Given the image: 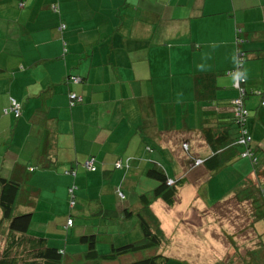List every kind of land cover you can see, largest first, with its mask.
Returning <instances> with one entry per match:
<instances>
[{"label": "crops", "instance_id": "1", "mask_svg": "<svg viewBox=\"0 0 264 264\" xmlns=\"http://www.w3.org/2000/svg\"><path fill=\"white\" fill-rule=\"evenodd\" d=\"M60 25L67 28L62 32ZM237 45L248 59L241 65L247 73L248 126L264 159V0H0V179L19 181L30 192L35 200L31 232L63 250L64 264H125L147 254L130 253L113 263L88 258L83 237L95 236L100 255L142 239L137 221L131 235L134 221L124 219L123 212L142 210L141 195L158 185L148 176L154 165L174 180L185 178L177 200L196 199L200 211L217 208L241 188L206 185L215 171L192 166L193 159L213 155L206 128L236 138L225 121H231L229 103L239 83L229 74L236 68ZM72 73L82 82L67 83ZM71 92L82 103L71 105ZM11 99L22 107L18 117L6 113ZM220 126L230 129L225 133ZM165 155L172 170L162 163ZM91 158L96 171L88 172L82 164ZM240 160L246 162L237 168L251 174L249 161ZM69 170L75 176L67 175ZM75 186V200L84 203L76 211L69 205ZM223 191L221 198L217 193ZM214 197L223 200L212 202ZM97 198L104 202L93 212ZM157 203L151 209L165 233L159 216L166 205ZM86 207L98 219L93 227L74 220ZM55 215L60 217L51 233L48 219ZM41 216L44 229L34 226ZM69 218L74 224L66 229ZM256 229L264 244V222ZM253 239L254 246L255 234ZM167 245L166 238L148 253L186 261Z\"/></svg>", "mask_w": 264, "mask_h": 264}, {"label": "trees", "instance_id": "2", "mask_svg": "<svg viewBox=\"0 0 264 264\" xmlns=\"http://www.w3.org/2000/svg\"><path fill=\"white\" fill-rule=\"evenodd\" d=\"M52 11L57 12L58 7H53ZM59 28L60 31L63 32L67 27L66 25H60ZM240 34L241 30L239 29L237 31L238 45L242 42L241 38H239ZM237 51V60L239 61V70L241 71V65L248 60L247 53L244 52L240 46H238ZM235 70H237V68L231 70L229 74ZM68 82L79 84L82 82V79L72 73L67 78V83ZM245 82L246 79L240 81L239 88L235 87L237 95L229 103L231 118L228 119L231 121H225L228 124L230 123V128L233 127L236 130V138L227 139L225 134L219 133L216 135L214 133V128H206L204 131L205 140L212 148L213 155L204 161L193 159L192 166H198L196 163L201 161L199 165L207 166L208 172H216L221 167L229 165L232 161L237 163L240 158L249 161L251 164V170L249 172L254 174L255 178H251V174H249L244 177L242 183L238 182L241 188L231 193V199L237 201L239 206L247 208L246 216L249 225L246 226V230L243 231V233L246 232V235H251L253 237L255 234L258 242L254 244V246L252 244L249 249L245 248L247 250V253L244 252L245 254H242L237 244L233 243L228 253L230 256L234 255L241 264H264V244L260 242V238L263 239V236L258 233L256 229L258 223L264 222V159L258 157L256 153L254 137L248 126L251 116L250 110H248L245 102L248 96L247 90L245 89ZM69 99L73 106L82 103V99L72 92L69 94ZM237 99L241 100L240 108L235 104V100ZM13 102L20 105L16 100L11 99L9 109H6V113H14L11 111ZM261 107H264V99ZM240 110H246V114L242 113L238 116L237 114ZM219 128L220 130H224L225 133L230 129L222 126ZM184 147L188 150L187 144H184ZM91 160L94 159H88L86 163L82 164L88 172L92 171L89 166H87V163ZM193 167H191V169ZM30 171L34 173L36 170L31 169ZM66 174L75 176L74 170H69ZM148 176L157 181L158 185L150 192L141 195L144 204L142 210L139 213H135L132 209L126 208L125 212H123L125 214H123L124 219L130 218L131 220H136L138 225H140L143 234L142 239L121 246H113L110 248L108 254L100 255L95 248V236L86 235L83 237V240L88 244V258H100L105 262L113 263L116 259L126 257V255L130 253L137 254L146 252L147 254L142 256V258L126 262L125 264H186V261H178V259L176 260L163 253H157L156 251L148 253V251H152L153 248L159 247L166 239L161 222L154 214L151 206L159 201H162L169 208L175 206L178 192L180 188L186 184L187 180L185 178L182 180H174L169 177L167 171L164 170L162 166L157 165L149 169ZM224 181L227 182L228 178ZM209 183L213 186L216 185L213 183V177L209 180ZM0 188V239L3 240L4 244L2 252L0 253V264H64L65 252L63 250L50 246L47 237L35 235L31 232L35 200L30 197V192L27 193L23 191V183L1 177ZM76 190H78V187H76ZM149 193H151L150 196H148ZM225 194L226 193H224L221 198ZM118 197L121 200H125L123 193H118ZM19 203L23 205L25 210H20ZM70 209H72L71 205ZM111 212L113 214L117 213L112 210L110 213ZM110 218L113 217L110 216ZM69 221L72 222L73 226L74 222L72 218H69L68 224ZM71 227L68 226L67 229Z\"/></svg>", "mask_w": 264, "mask_h": 264}, {"label": "rangeland", "instance_id": "3", "mask_svg": "<svg viewBox=\"0 0 264 264\" xmlns=\"http://www.w3.org/2000/svg\"><path fill=\"white\" fill-rule=\"evenodd\" d=\"M183 148L185 149L184 146ZM241 162L246 161L239 160L233 165L229 164L221 167L211 176V178L213 177V183L221 186L223 189L233 186V184L236 185L239 181L242 183L244 181V176H248L249 173L248 171L243 173L237 168V165ZM162 163L165 168L170 170L174 168L172 160L166 155L163 157ZM226 178H228L227 182L224 181ZM206 185L211 184L208 181ZM153 189L151 187L149 188V190ZM225 192L226 191H223L222 194ZM105 194L106 193H104V195ZM217 194L221 197V193ZM150 195L151 193H149L148 196ZM209 195L212 194L209 193ZM220 197H214L212 202L221 203V200L223 199L219 200ZM104 201L106 203L111 202L110 196L105 197ZM104 201L103 199L100 200L97 198L96 201L93 202L91 210H93V212L97 211V203ZM194 201L196 204L197 200L194 199ZM194 201L192 202L189 200L186 203H182L181 196H179V201L177 200L176 202L177 207L175 209H170L166 206V210H163L159 216L165 229V236L168 239L167 247L170 248V252L172 254L174 253V256H182L181 258L188 262L192 259V262H194L192 264H202L201 262L204 261L208 264H241L237 261L234 255L230 256L228 252L229 248L235 243L237 244L239 251L244 254L246 250L245 248H251L252 243L254 242L252 236L246 235V232L243 233V231L246 230V226L249 225L246 216L247 208L239 206L237 201L230 198L228 201L219 204L217 208L205 212V210H203L204 208L200 211L199 208H196L197 205L194 207ZM81 202L82 201L79 199H76L75 205L72 206V209L76 211L77 207H80V205L82 206L83 202ZM158 207L160 206L158 205ZM42 210L43 209H38V212H41ZM75 216H77L76 219H74L75 222L83 221V223H87L91 227H93V221L94 223H98V219L89 213L88 207L85 208V214ZM59 217L55 215L48 219L50 221L49 226H47L49 232L52 233L54 231V224L56 222L54 220ZM44 219L46 218L41 216L38 221L35 220L34 226L44 229V225L41 224ZM108 221H105V223H110L113 220ZM133 221L131 235L134 234V230L136 229V220ZM80 226L83 225H77L79 230H81L79 232H82L85 228H81ZM67 227L68 225H66V229ZM112 230L117 231V229ZM85 234H89V231H85ZM131 235L129 234L128 236L130 237ZM3 245V240L0 239V253L2 252Z\"/></svg>", "mask_w": 264, "mask_h": 264}, {"label": "built area", "instance_id": "4", "mask_svg": "<svg viewBox=\"0 0 264 264\" xmlns=\"http://www.w3.org/2000/svg\"><path fill=\"white\" fill-rule=\"evenodd\" d=\"M237 87L238 88L240 87V81H239ZM235 104L238 105L239 108H240L241 107V100L240 99L235 100ZM11 111H13L17 116H19L21 114V107H20V105H18L16 102H13L12 103V107H11ZM242 113L243 114H246V110H240L237 115L240 116ZM199 164H201V161H198L196 163V165H199ZM87 166H89L90 170L95 171V168L96 167H95V161L94 160H91L90 162H88L87 163ZM170 183H172V182H170ZM75 191H76V188H72L70 190V195H71L70 205H71V207L75 205V197H74V192ZM68 226L69 227L72 226V222L71 221H69Z\"/></svg>", "mask_w": 264, "mask_h": 264}, {"label": "clouds", "instance_id": "5", "mask_svg": "<svg viewBox=\"0 0 264 264\" xmlns=\"http://www.w3.org/2000/svg\"><path fill=\"white\" fill-rule=\"evenodd\" d=\"M233 62L236 64V68L237 70H235L234 72L231 73V79L233 82H239L242 80H245L247 78V73L246 71H240L239 70V61L233 57Z\"/></svg>", "mask_w": 264, "mask_h": 264}]
</instances>
